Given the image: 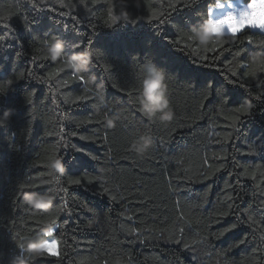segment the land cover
<instances>
[{
	"label": "trees",
	"instance_id": "16d2710c",
	"mask_svg": "<svg viewBox=\"0 0 264 264\" xmlns=\"http://www.w3.org/2000/svg\"><path fill=\"white\" fill-rule=\"evenodd\" d=\"M219 1L229 0H186L177 8L175 0H139V6L129 0L130 17L139 22L109 28L107 9L112 4L118 12V0H0V114L15 109L0 126V264H12L22 255L18 242L52 219L49 239L60 242L61 256L32 258V264H264V99L255 98L264 93V72L252 63L253 55L264 54L256 47L264 34L247 29L206 48L182 39ZM153 10L164 13V24L148 21ZM56 36L67 46L65 57L52 61L43 41ZM76 43L79 48H69ZM214 45L216 51H204ZM86 48L95 56L79 74L84 81L65 87L76 74L68 67L44 79ZM149 61L166 72L171 122L150 121L139 110ZM85 87L105 95L99 112L97 96L73 102ZM245 99L253 100L251 113H236ZM115 113L120 119L109 129L105 114ZM145 134L155 142L141 156L130 145ZM57 149L67 166L56 176L60 185L46 167ZM85 175L95 179L67 183ZM40 177L53 182L23 187L41 185ZM59 186L67 192L49 211L23 200L26 191ZM238 220L240 226L220 235Z\"/></svg>",
	"mask_w": 264,
	"mask_h": 264
},
{
	"label": "clouds",
	"instance_id": "9594fccd",
	"mask_svg": "<svg viewBox=\"0 0 264 264\" xmlns=\"http://www.w3.org/2000/svg\"><path fill=\"white\" fill-rule=\"evenodd\" d=\"M128 2L129 0H118L117 7L119 10L114 14L116 20L127 22L130 19ZM136 4L139 6V0H136ZM227 23H231L230 17L218 23L215 17L207 16L202 22L191 25V36L199 46L206 48L212 42H218L228 34L225 27ZM235 27L233 23V31H235ZM66 46V40L56 36L46 45L48 57L52 61L64 58ZM94 56L95 51L87 48L81 52H73L66 58V67L73 69L79 75L88 71L89 66L93 64ZM252 62L256 66L264 64V54L258 53L253 55ZM95 79V76L91 77L92 81H95ZM98 89H103V85H99ZM97 92L98 103L95 105V108L99 112L101 107L106 105V100L102 91L98 90ZM242 105L248 110H252L255 106L252 99H245ZM139 106L140 112L150 121L167 123L174 119V111L168 94L166 72L162 67H157L151 61L146 64V74L142 81ZM14 111L15 109L13 108H7L0 114V121L3 122L0 126H3L11 119ZM120 116L121 113H115L113 115L105 114L106 127L109 129L115 128ZM154 142V138L151 135H141L131 143L130 149L138 155L143 156L152 148ZM46 165L52 177H56L57 175L62 176L67 171L63 155L56 154L50 156L46 161ZM38 179L42 185L48 184L51 181L43 177ZM23 200L31 208L49 211L53 207L56 195L55 192L39 193L26 191L23 193ZM54 232L55 227L52 224H48L41 232L24 237L22 241L18 242V247L21 249L22 255L13 260L12 264H32V258L42 257L49 252L56 251V245L49 239ZM116 264H122V262L118 260Z\"/></svg>",
	"mask_w": 264,
	"mask_h": 264
},
{
	"label": "snow or ice",
	"instance_id": "6c2138e0",
	"mask_svg": "<svg viewBox=\"0 0 264 264\" xmlns=\"http://www.w3.org/2000/svg\"><path fill=\"white\" fill-rule=\"evenodd\" d=\"M97 2V0H92V4L95 5V3ZM61 3H63V0H61ZM81 4H85V0H80ZM179 6H187L186 4V0H175V2L171 5V7L173 8H177ZM227 8L228 10L226 12H224L219 18L215 17V10L216 9H225ZM115 5L110 4L108 9H107V20H106V24L109 28H112L113 26H115L118 22V20H116L114 18V14H115ZM207 16H213L217 19V22L219 23L222 20H226L229 17L231 18V23H227L225 25L226 30L228 31V33H230L231 38H238L239 35L246 31L247 29H258L260 30L261 34H264V0H248V2H246L243 7H235L233 5V3H223V2H216L214 4V7H209L206 11ZM164 16V13H159L157 14L155 12V10H153L152 14L149 15L147 17L148 21H157L159 24H164L166 21L162 18ZM130 22L132 25H136L139 20L138 18H134V17H130V19L127 21ZM233 23L235 24V31H233ZM67 27V25H65V28ZM55 37H53L54 39ZM182 39H187V40H191L194 41V38L191 35L188 34H183L182 35ZM248 42L252 43V37H247ZM50 40H45L43 41V43L47 44L49 43ZM172 43H176L175 41H172ZM80 45L78 43L76 44H70L69 48L70 49H76L79 48ZM186 47L190 48L192 52L194 53H199V49L196 47H193L192 44H188L186 45ZM257 48L259 49H264V41H261L257 46ZM204 51H216V47L215 45L210 48V49H205ZM237 55H239V53H237ZM202 59H206V57H201ZM66 59L63 61V66L62 67H57L56 69H54L52 72H49L47 77H45L44 79H51V78H55L60 72H62L64 70V68L66 67ZM231 63V62H230ZM253 63V62H252ZM243 66V65H241ZM259 68V71L264 72V64H261L259 66H257ZM236 73H233V75H235ZM246 76L248 77H255L257 75L256 71H248L245 73ZM85 77L83 75H76L73 74L72 78L70 80L64 81V86L67 87L68 84L74 82V81H84ZM229 83H233V81H228ZM209 88H211V85L208 86ZM4 89L2 87H0V92H3ZM98 92H94L90 89H88L87 87L84 88L83 94L81 95H77L75 97V101H88L90 99H92L94 96H97ZM256 99H264V93H260L259 95H257L255 97ZM29 103H31V101L29 100ZM235 112L236 113H242L244 115H249L251 113V110H248L246 108L243 107V105H239L235 108ZM239 116H234V117H230V119L233 120H239ZM89 120H82L79 121L78 123L80 124H85L88 123ZM0 124H3L2 121H0ZM47 135H52V133H47ZM70 135H76V133H71ZM82 139H91L90 137H81ZM60 139L63 140L64 137L61 135ZM58 152L57 150H53L52 155H56ZM51 155V156H52ZM89 157H91V159L95 160L96 157L92 156L90 153L88 154ZM50 158V157H49ZM47 167V165H46ZM48 169V168H47ZM41 175H44V173H41ZM47 175L52 177V174L47 171ZM53 180L55 181L56 185H60L61 181L59 178L56 177H52ZM82 179H86L89 183H91L93 181V179H95L94 177H90L85 175L83 178H75V179H69L67 181L68 184H72V185H79L81 184ZM53 180L50 181L51 184L53 182ZM45 185V184H44ZM41 185H24V188H30V187H40ZM104 192H108L107 188H103ZM67 192V188L63 187V186H59L55 189V195L56 197H59L60 193H66ZM64 204H66V201H63ZM58 214L59 213H63L65 211V208H58ZM229 213L225 212V213H220L219 215L221 217L223 216H227ZM51 224L56 225V219H52L50 221H48ZM243 223L242 220H238V223H234L231 224L228 228H225L220 235H223L224 232H229L232 231V229L237 228L238 226H240ZM57 227H59V225H57ZM56 230V229H55ZM262 236H264V233H261ZM53 236V235H52ZM247 239V237H243L242 239H239L237 244L232 245L233 247H237L239 246V244H243L245 242V240ZM52 243H54L56 245V251L54 252H49L47 255L49 256H54V257H60L61 256V251H60V242L56 239H51ZM177 243H179V241H177ZM187 247V246H186Z\"/></svg>",
	"mask_w": 264,
	"mask_h": 264
},
{
	"label": "rangeland",
	"instance_id": "374dc122",
	"mask_svg": "<svg viewBox=\"0 0 264 264\" xmlns=\"http://www.w3.org/2000/svg\"><path fill=\"white\" fill-rule=\"evenodd\" d=\"M219 2H223V3H233V5L237 8L239 7H243V5L245 4L242 0H229V1H219ZM214 7V6H212ZM228 9H216L215 10V17L219 18L224 12H226ZM230 34V33H228Z\"/></svg>",
	"mask_w": 264,
	"mask_h": 264
}]
</instances>
